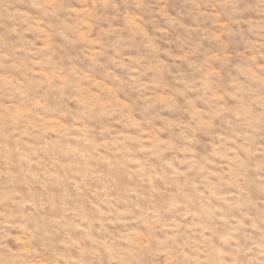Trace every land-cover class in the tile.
<instances>
[{"label":"rangeland","instance_id":"rangeland-1","mask_svg":"<svg viewBox=\"0 0 264 264\" xmlns=\"http://www.w3.org/2000/svg\"><path fill=\"white\" fill-rule=\"evenodd\" d=\"M0 264H264V0H0Z\"/></svg>","mask_w":264,"mask_h":264}]
</instances>
